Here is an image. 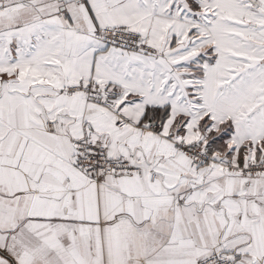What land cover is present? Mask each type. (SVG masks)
<instances>
[{"label": "snow or ice", "instance_id": "6c2138e0", "mask_svg": "<svg viewBox=\"0 0 264 264\" xmlns=\"http://www.w3.org/2000/svg\"><path fill=\"white\" fill-rule=\"evenodd\" d=\"M0 264H264V0H0Z\"/></svg>", "mask_w": 264, "mask_h": 264}]
</instances>
